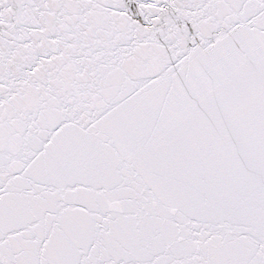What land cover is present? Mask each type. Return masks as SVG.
Listing matches in <instances>:
<instances>
[{
    "label": "snow or ice",
    "instance_id": "6c2138e0",
    "mask_svg": "<svg viewBox=\"0 0 264 264\" xmlns=\"http://www.w3.org/2000/svg\"><path fill=\"white\" fill-rule=\"evenodd\" d=\"M0 264H264V0H0Z\"/></svg>",
    "mask_w": 264,
    "mask_h": 264
}]
</instances>
